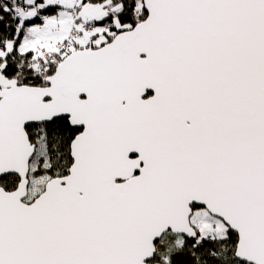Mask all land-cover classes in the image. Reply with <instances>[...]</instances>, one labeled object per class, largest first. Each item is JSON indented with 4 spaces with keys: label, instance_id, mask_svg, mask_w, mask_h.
I'll use <instances>...</instances> for the list:
<instances>
[{
    "label": "snow or ice",
    "instance_id": "6c2138e0",
    "mask_svg": "<svg viewBox=\"0 0 264 264\" xmlns=\"http://www.w3.org/2000/svg\"><path fill=\"white\" fill-rule=\"evenodd\" d=\"M0 264H264V0H0Z\"/></svg>",
    "mask_w": 264,
    "mask_h": 264
}]
</instances>
